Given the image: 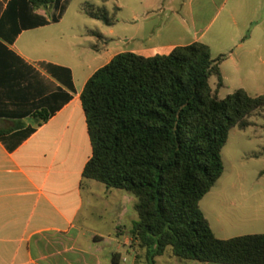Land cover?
I'll return each mask as SVG.
<instances>
[{
    "label": "crops",
    "instance_id": "0c3cea01",
    "mask_svg": "<svg viewBox=\"0 0 264 264\" xmlns=\"http://www.w3.org/2000/svg\"><path fill=\"white\" fill-rule=\"evenodd\" d=\"M71 1L30 10L32 18L22 20L19 8L0 0V132L6 131L0 134V264H121L127 262L122 248L133 252L136 264L129 234L137 220L136 198L82 175L92 155L80 98L87 80L122 52L168 55L177 46L202 42L212 56L219 48L264 43L259 0H231L228 5V0H114L118 11L137 20L134 35L124 43L139 40L146 30L142 38L147 45L122 49L89 31L96 42L91 58L47 56L59 49V43H51L54 30L49 27L63 20ZM41 20L46 23L34 25ZM249 24L255 27L246 35ZM58 32L62 40V30ZM224 62L219 65L223 80ZM40 110L49 117L38 124L32 114ZM214 189L204 196L211 198L210 217L202 212L216 237L264 234L261 204L247 202L244 207L231 195L249 199V191ZM241 208L252 211L239 213ZM164 255L155 264H220L176 262L172 254Z\"/></svg>",
    "mask_w": 264,
    "mask_h": 264
},
{
    "label": "trees",
    "instance_id": "16d2710c",
    "mask_svg": "<svg viewBox=\"0 0 264 264\" xmlns=\"http://www.w3.org/2000/svg\"><path fill=\"white\" fill-rule=\"evenodd\" d=\"M57 1L8 5L30 20V10ZM83 12L113 25L103 6L87 3ZM222 61L202 42L177 46L168 55L122 52L97 69L81 92L92 146L82 175L136 198L137 220L129 231L136 264L139 252L145 264H155L167 248L181 260L264 264V234L220 239L199 206L223 173L221 150L230 129L244 130L252 113L264 108V95L243 89L218 97ZM48 117L45 110L32 114L38 124Z\"/></svg>",
    "mask_w": 264,
    "mask_h": 264
},
{
    "label": "rangeland",
    "instance_id": "374dc122",
    "mask_svg": "<svg viewBox=\"0 0 264 264\" xmlns=\"http://www.w3.org/2000/svg\"><path fill=\"white\" fill-rule=\"evenodd\" d=\"M86 2L99 7L103 6L108 12V17L113 20V25L106 26L101 21L85 15L81 8ZM230 2L231 0H228L227 5ZM258 3L260 6H264V0H259ZM223 13L224 11L214 21L213 26L219 23ZM259 16L264 20V9L261 10ZM133 24H137V20H132L125 11H118L114 0H72L63 20L58 25L49 27V30H54L52 35L55 40H52L51 43H59V49L48 51L45 55L58 58L67 57L73 60L91 58L95 52L92 45L96 42L95 37L89 35V31L102 34L110 46H114L115 43L121 44L122 49L135 47L136 45H147V40L142 38L147 35L146 30L140 33L141 38L139 40H134L128 45L124 43V40L129 39L135 33ZM254 27V24H249L246 35L252 32ZM259 28L264 33V21ZM58 29L62 30V40L59 38ZM87 49H90V51H87ZM218 57L225 60L223 64L225 72L224 85L217 90L220 99L225 98L237 89H243L251 96L264 95V43L258 48L253 44H246L243 47L235 45L229 49L219 48L213 50L212 58L216 59ZM210 86L212 89L216 88L215 77L210 78ZM249 121L250 125L244 130L237 127L230 129L228 139L221 150L224 170L215 182L214 190H218L220 187H244L245 191H249L246 194L250 196L249 199L242 198L241 195L244 194L240 193H232L231 195L235 196L238 202H242L244 207L248 205L247 202L251 204L254 202L260 203L259 213L264 214V194L263 192L258 193L259 189L264 190V108L252 113ZM98 184L103 186L102 183ZM120 192L124 191L121 190ZM244 199L246 200L244 201ZM199 206L210 217V196L203 197L199 202ZM239 210V213L252 211V209L246 208ZM133 212L136 215L135 210ZM120 252L127 259L126 263L122 262L121 264H132L133 252L129 248H122ZM139 254L141 257L139 263L145 264L142 257L143 253L139 252ZM164 256L165 258L171 256L170 248L166 249ZM171 258L176 262H180V259L174 256H171Z\"/></svg>",
    "mask_w": 264,
    "mask_h": 264
}]
</instances>
